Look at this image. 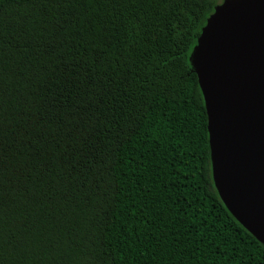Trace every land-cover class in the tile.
Masks as SVG:
<instances>
[{"label":"trees","instance_id":"obj_1","mask_svg":"<svg viewBox=\"0 0 264 264\" xmlns=\"http://www.w3.org/2000/svg\"><path fill=\"white\" fill-rule=\"evenodd\" d=\"M219 1L0 0V264H264L188 62Z\"/></svg>","mask_w":264,"mask_h":264},{"label":"water","instance_id":"obj_2","mask_svg":"<svg viewBox=\"0 0 264 264\" xmlns=\"http://www.w3.org/2000/svg\"><path fill=\"white\" fill-rule=\"evenodd\" d=\"M206 114L213 186L264 247V0H220L188 55Z\"/></svg>","mask_w":264,"mask_h":264}]
</instances>
